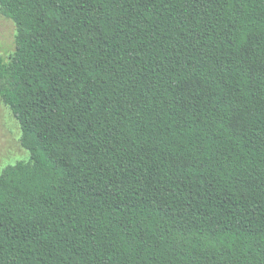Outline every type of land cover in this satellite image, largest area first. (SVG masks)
I'll return each mask as SVG.
<instances>
[{"label": "trees", "instance_id": "1", "mask_svg": "<svg viewBox=\"0 0 264 264\" xmlns=\"http://www.w3.org/2000/svg\"><path fill=\"white\" fill-rule=\"evenodd\" d=\"M0 264H264V0H0Z\"/></svg>", "mask_w": 264, "mask_h": 264}, {"label": "rangeland", "instance_id": "2", "mask_svg": "<svg viewBox=\"0 0 264 264\" xmlns=\"http://www.w3.org/2000/svg\"><path fill=\"white\" fill-rule=\"evenodd\" d=\"M16 28L0 14V55L14 51ZM20 128L9 108L0 101V174L3 169L20 161H28L29 153L19 143Z\"/></svg>", "mask_w": 264, "mask_h": 264}]
</instances>
